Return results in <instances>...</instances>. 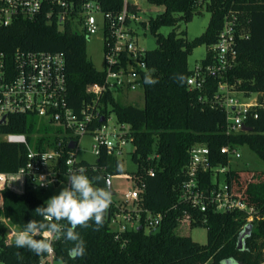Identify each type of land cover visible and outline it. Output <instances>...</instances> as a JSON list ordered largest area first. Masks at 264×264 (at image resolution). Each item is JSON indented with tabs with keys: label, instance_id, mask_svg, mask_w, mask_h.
Here are the masks:
<instances>
[{
	"label": "trees",
	"instance_id": "1",
	"mask_svg": "<svg viewBox=\"0 0 264 264\" xmlns=\"http://www.w3.org/2000/svg\"><path fill=\"white\" fill-rule=\"evenodd\" d=\"M105 9L119 11L124 0H101ZM163 4L165 9L157 18L149 19L158 47L147 49L145 61L148 71L142 78L145 103H125L117 93L108 90L100 99V108L107 116L114 113L120 122L131 126L133 159L139 169L135 179L142 191L139 201L140 224L118 232L111 226V216L116 207L110 206L103 227L98 231L94 222L88 228H77L85 241L86 254L72 260L67 251L72 242L63 239L54 242L56 259L67 264H264V171L232 168L225 178L244 199L255 205L259 217L253 221V231L245 238L242 249L238 248L239 235L247 224L243 211L216 212L212 209L199 211L181 200L184 169L189 161L190 148L196 143L207 144L211 151L212 165L226 164L227 155L223 145H247L264 160V108H258L257 117L247 120L251 130L237 133L227 132V112L212 105L218 90L219 78L206 77V88H191L188 77L195 72L188 64V57L195 46L202 43L212 45L218 39L224 17L229 10L240 12L248 22L249 37L239 39L236 64L228 70L225 79L246 94L257 93L264 102V0H206L212 12L206 32L188 40L185 32L173 29L168 34L158 32L160 25L175 26L179 22L177 13L186 22L192 20L195 9L203 0H151ZM17 49L63 52L66 58L68 100L76 111L94 95L88 86L101 84L105 70L98 69L89 58L87 37L71 27L59 28L45 17L30 20L18 19L12 25L0 29V51L12 58ZM214 62L209 52L202 60L205 69ZM146 73L158 80L154 85L144 83ZM183 76V82L177 77ZM99 123V120H97ZM51 126L38 127L36 117L12 115L7 124H0V133L25 132L34 141L33 133H44L38 137V147L45 142L54 144L56 137L48 132ZM28 149L24 144L10 143L0 138V171L16 170L26 161ZM96 169L88 168L87 174L98 187L108 188V177L130 174L115 154L102 149L94 163ZM155 169V175L149 169ZM205 184L212 179L213 170L202 173ZM113 198V196H112ZM45 201L34 191L17 194L10 190L0 192V257L5 264H40L46 255H37L26 248H17L14 241L6 238L2 217L21 228L32 219L40 220L34 212ZM147 212L162 213V219L145 230ZM186 212L194 217L192 224L208 227V242L201 244L192 236L176 231L180 218ZM142 226V228H140Z\"/></svg>",
	"mask_w": 264,
	"mask_h": 264
},
{
	"label": "built area",
	"instance_id": "2",
	"mask_svg": "<svg viewBox=\"0 0 264 264\" xmlns=\"http://www.w3.org/2000/svg\"><path fill=\"white\" fill-rule=\"evenodd\" d=\"M201 1V0H200ZM200 5L202 3L199 2ZM137 0H124L121 10H107L101 0H0V29L12 25L18 19H38L45 17L48 22L59 28L71 27L86 37L99 30L104 32L105 72L103 83L88 86L94 95L92 101L85 102L79 111L68 100V80L66 58L60 51L17 49L12 58L0 51V124H7L12 115L36 117L38 127L46 124L52 127L48 133L56 137L54 144L45 142L38 147V137L44 133H33L31 142L25 132H3L0 138L10 143L26 145V161L16 170L0 171V192L10 190L17 194L48 189L62 182V177L81 167L96 169L94 163L79 158L80 140L89 134L93 138V153L97 158L102 149L119 157L125 146L133 141L131 126L120 122L111 124L110 115L100 108V99L110 89L115 93L143 90L142 78L148 71L145 61L146 50L139 43L137 25L142 23ZM248 22H245L238 10L231 9L225 15L218 39L210 45L214 62L205 69L202 65L188 77L191 88H206V77L219 78L218 90L214 94L212 105L227 112V132L245 131L244 125L252 115H258V108H264L259 96L249 102H243L232 96L241 92L235 84H230L225 75L237 62L238 41L248 38ZM244 93V92H243ZM102 117L104 119L102 120ZM99 120V123H97ZM76 142L75 148L69 145ZM222 153L227 155L226 164L212 165L211 151L207 144L196 143L190 148L189 161L184 169L181 200L199 211L212 209L216 212L240 210L246 214L247 223L259 217L255 205L244 199L226 178L221 181L220 174L226 175L232 167L234 157H241L238 146L223 145ZM90 166V167H89ZM213 170L212 179L205 184L202 173ZM155 175V169H149ZM122 175V174H121ZM133 179L131 174H123ZM44 185L41 186L42 178ZM47 181H52L48 184ZM128 189L124 199L133 202L137 208L142 185ZM113 196V195H112ZM116 207L111 216V226L118 232L131 229L127 223L137 218L135 210L123 209V205L112 198ZM139 209L142 210L141 207ZM140 210V211H141ZM146 222L151 226L162 219V213L150 212ZM192 224L194 217L186 212L184 217ZM141 219V216H140ZM66 223V222H62ZM117 225V226H116ZM2 226L6 238L14 241L15 232L22 230L6 216L2 217ZM55 252L44 255L40 264H54ZM0 264L5 262L0 257Z\"/></svg>",
	"mask_w": 264,
	"mask_h": 264
},
{
	"label": "rangeland",
	"instance_id": "3",
	"mask_svg": "<svg viewBox=\"0 0 264 264\" xmlns=\"http://www.w3.org/2000/svg\"><path fill=\"white\" fill-rule=\"evenodd\" d=\"M140 6L139 14L142 18V23L138 24V37L139 43L145 49H154L158 47V41L156 39L155 34L151 31L149 26L150 18H157L160 13H162L165 9L163 4L155 3L151 0H137ZM212 12L206 6V0H203L201 5H199L195 11L192 20L186 22L181 17L180 13L176 14V17L179 18V22L175 26L167 25L163 23L160 25L158 32L163 34H168L173 29H175L178 33L185 32V36L188 40H193L195 37L202 35L207 31L210 20H211ZM210 51V45L207 43H202L198 46H195L189 54L188 64L191 69L196 68L198 65L202 64V60L207 56ZM87 52L89 58L94 62L95 66L103 70L105 68V44H104V32L99 30L95 34H92L87 37ZM232 96L240 99L243 102H249L253 100L257 96V93H243V92H234ZM117 97L125 102V103H135L143 106L145 103V96L142 90L137 91H129V92H120ZM111 124H117V118L114 113L110 114ZM80 151L79 158L86 159L90 163H94L97 160V156L93 153V138L91 135L87 134L83 136L80 140ZM242 153V156L237 158L234 157L231 167L232 168H245L251 169L253 171H264V160L249 146L243 145L238 147ZM135 149V146L132 142L128 143L124 151L121 155H119V159L122 161V164L128 173L133 176V179L127 177L126 175H114L111 179L113 188L115 190V195H113V199L123 205V209H127L128 211L135 210L137 213V218L134 219L133 222L125 221L129 227L137 226L140 224V210L139 206H137L129 201L127 202L124 199V194L128 189L136 188L135 184V172L138 171L139 166L138 163L133 159L132 153ZM225 179L224 174H220V180L223 181ZM68 186V180L66 176L62 177V182L57 185L50 187L44 190H37L36 195L40 199L47 201L53 195H58L63 187ZM151 213L147 212V217H151ZM183 221H179L176 227V231L181 234H187L192 236V238L201 243L205 244L208 242V227L205 224H191L189 219L185 216ZM117 226V225H116ZM145 230L150 231L151 225L147 223L145 225ZM54 264H63V261L60 259H55ZM206 264H212L209 261Z\"/></svg>",
	"mask_w": 264,
	"mask_h": 264
},
{
	"label": "clouds",
	"instance_id": "4",
	"mask_svg": "<svg viewBox=\"0 0 264 264\" xmlns=\"http://www.w3.org/2000/svg\"><path fill=\"white\" fill-rule=\"evenodd\" d=\"M177 79L183 82L184 77L181 75ZM144 83L154 85L158 80L146 73ZM66 177L68 186L35 209L36 215L42 219H32L25 223L22 230L15 232L14 244L17 248H26L37 255L53 254L54 242L63 239L72 242L73 246L67 251L70 259L76 260L86 254L85 241L77 228H88L93 222L94 230L103 227L112 204V192L107 187L96 186L83 167L70 171ZM41 178L43 186L44 178Z\"/></svg>",
	"mask_w": 264,
	"mask_h": 264
},
{
	"label": "water",
	"instance_id": "5",
	"mask_svg": "<svg viewBox=\"0 0 264 264\" xmlns=\"http://www.w3.org/2000/svg\"><path fill=\"white\" fill-rule=\"evenodd\" d=\"M103 119H104V117H102V120ZM243 129L244 130H251V127H249L247 125H244L243 126ZM69 146L71 148H75L76 142L75 141H72ZM108 189L112 192V195H115V190L113 188V185H112V181H111V177L110 176L108 177ZM253 227H254L253 222H249V223H247L245 225L243 231L239 235V240H238V248L239 249H242L243 248L245 238L251 234V232L253 231ZM140 228H142V226H140ZM227 262L228 263L230 262L232 264H235L234 262H231V261H227ZM236 264H241V263H236Z\"/></svg>",
	"mask_w": 264,
	"mask_h": 264
},
{
	"label": "flooded vegetation",
	"instance_id": "6",
	"mask_svg": "<svg viewBox=\"0 0 264 264\" xmlns=\"http://www.w3.org/2000/svg\"><path fill=\"white\" fill-rule=\"evenodd\" d=\"M229 264H232V263L229 262Z\"/></svg>",
	"mask_w": 264,
	"mask_h": 264
}]
</instances>
